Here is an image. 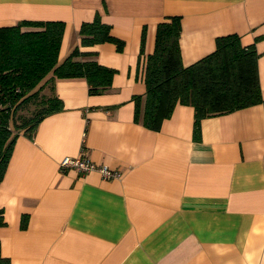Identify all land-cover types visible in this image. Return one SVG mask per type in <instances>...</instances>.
<instances>
[{"label":"crops","instance_id":"0c3cea01","mask_svg":"<svg viewBox=\"0 0 264 264\" xmlns=\"http://www.w3.org/2000/svg\"><path fill=\"white\" fill-rule=\"evenodd\" d=\"M96 14L121 51L80 45L81 24ZM174 15L184 66L237 34L258 53L264 96V0H0V27L62 21L59 62L78 47L116 70L97 95L81 77L44 83L62 109L32 138L18 134L0 182V251L10 264H264V104L203 118L199 141L189 104L156 131L134 120L144 57L157 23ZM79 155L120 175L60 170L63 157Z\"/></svg>","mask_w":264,"mask_h":264},{"label":"trees","instance_id":"16d2710c","mask_svg":"<svg viewBox=\"0 0 264 264\" xmlns=\"http://www.w3.org/2000/svg\"><path fill=\"white\" fill-rule=\"evenodd\" d=\"M180 30L177 15L157 23L154 49L144 57V101L141 106V97H134V120L156 131L176 104H189L194 108L193 140L199 141L203 118L264 104L258 80V53L254 46L243 45L237 34H227L216 37L213 51L184 66ZM63 31L62 21L23 20L0 27V182L18 134L32 138L45 116L62 109L60 98L42 92L45 82L85 78L90 95L106 92L112 83L116 70L100 64L94 51L82 52L75 47L58 61ZM79 35L81 46L108 41L121 51L124 45L122 39L110 33V25L99 14L81 24ZM140 52L143 54V49ZM30 102L37 103V110L30 116L17 115ZM4 224L0 207V226ZM0 264H10L1 251Z\"/></svg>","mask_w":264,"mask_h":264},{"label":"built area","instance_id":"2783aa9c","mask_svg":"<svg viewBox=\"0 0 264 264\" xmlns=\"http://www.w3.org/2000/svg\"><path fill=\"white\" fill-rule=\"evenodd\" d=\"M61 171L73 169L79 173H87L91 170H97L105 179L118 177L120 173L103 164H96L88 157L79 155L76 157L65 156L59 161Z\"/></svg>","mask_w":264,"mask_h":264},{"label":"rangeland","instance_id":"374dc122","mask_svg":"<svg viewBox=\"0 0 264 264\" xmlns=\"http://www.w3.org/2000/svg\"><path fill=\"white\" fill-rule=\"evenodd\" d=\"M36 108H37V103L30 102V104H28L25 107L19 109V111L17 112V115L30 116L34 111L37 110Z\"/></svg>","mask_w":264,"mask_h":264}]
</instances>
